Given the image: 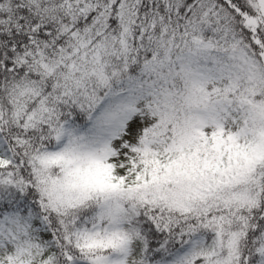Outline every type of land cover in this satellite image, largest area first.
<instances>
[{
	"label": "snow or ice",
	"instance_id": "6c2138e0",
	"mask_svg": "<svg viewBox=\"0 0 264 264\" xmlns=\"http://www.w3.org/2000/svg\"><path fill=\"white\" fill-rule=\"evenodd\" d=\"M0 264H264V0H0Z\"/></svg>",
	"mask_w": 264,
	"mask_h": 264
}]
</instances>
